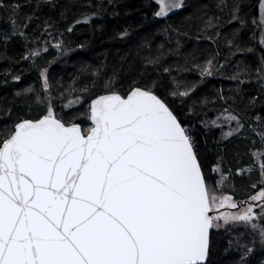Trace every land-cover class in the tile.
<instances>
[{
    "label": "snow or ice",
    "instance_id": "obj_1",
    "mask_svg": "<svg viewBox=\"0 0 264 264\" xmlns=\"http://www.w3.org/2000/svg\"><path fill=\"white\" fill-rule=\"evenodd\" d=\"M155 2V15L167 17L185 0ZM257 3L259 18L249 21L246 0H234L229 22L242 28L251 23L253 39L258 35L264 49V0ZM24 7L19 0H0L5 47L16 38L30 42L33 15L24 14ZM211 27L209 20L205 31ZM238 36L233 34L229 47L252 52L234 44ZM55 47L64 51L60 42ZM39 55V49H29L23 59ZM260 61L255 71L264 86V51ZM195 67L201 77L216 70L212 60ZM232 78L239 80L240 73ZM40 79L39 88L16 93L28 98L30 113L0 126V264H213V234L221 232L228 237L225 253H239L236 264H253L257 253L256 264H264V150L254 154L259 190L237 201L222 194L229 176L220 172L214 180L206 174L200 144L159 91L162 85L133 82L124 88L109 80L98 90L95 81L78 88L74 80L56 97L47 68ZM176 88L173 97L194 90L179 91L178 83ZM225 112L226 136L239 134L245 122ZM256 120L259 129L251 130L264 144V117Z\"/></svg>",
    "mask_w": 264,
    "mask_h": 264
},
{
    "label": "trees",
    "instance_id": "obj_2",
    "mask_svg": "<svg viewBox=\"0 0 264 264\" xmlns=\"http://www.w3.org/2000/svg\"><path fill=\"white\" fill-rule=\"evenodd\" d=\"M4 2L13 3L15 0ZM19 2L25 5L24 14L33 15V23L27 29L30 42L16 38L6 47L0 44V126L14 123L30 113L28 98L16 93H22L28 86L39 88L43 68L48 69L52 95L56 97L74 80L78 88L85 84L90 86L95 81L98 90L109 80L124 88L133 82L140 85L156 82L162 85L159 91L168 95L180 119L192 128L200 144L206 174L218 180L219 174L212 170L216 163H220L221 172L230 177L232 184L226 195L238 200L255 192L251 185H259L261 176L258 165L253 166L259 159L254 154L264 150V144L251 129L256 127L258 130L256 117H264V86L255 71L261 66L260 54L264 50L258 44V35L253 39L256 29L251 23L242 28L239 23L229 22L234 0H185L178 12L166 18L155 15L158 11L155 0ZM246 2L249 21L253 16L259 18L257 0ZM209 20L213 27L205 31ZM69 28L72 30L68 31ZM5 30L7 25L0 19V31ZM217 31L220 32L218 38ZM235 32H239V36L234 44L251 48L252 52H236L234 47H229L228 41L233 40ZM58 42L62 43L63 52L55 47ZM29 49H39V57L23 59ZM208 56L220 58L218 64L215 61L213 75L204 79L199 77L203 84L188 97H173L171 93L177 91L176 83L180 87L185 76L192 78L195 74L188 75L192 67L187 65V60ZM158 57L157 64L148 63ZM166 68L169 72H165ZM237 73H240L239 80L232 78ZM17 76L20 77L18 81ZM252 97L261 99L253 106L250 104ZM67 99L69 97L65 94ZM225 109L240 116L246 127L235 137L220 141V130H213L210 125L211 120ZM240 170L241 174L237 175ZM237 231L243 232L244 229ZM213 238L217 243L213 264H236L239 253L224 251L227 235L214 233ZM260 258L261 254L257 253L253 264Z\"/></svg>",
    "mask_w": 264,
    "mask_h": 264
},
{
    "label": "rangeland",
    "instance_id": "obj_3",
    "mask_svg": "<svg viewBox=\"0 0 264 264\" xmlns=\"http://www.w3.org/2000/svg\"><path fill=\"white\" fill-rule=\"evenodd\" d=\"M181 8H179V9H175V10H173L168 16H170V15H172L173 13H176V12H178L179 10H180ZM159 10V9H158ZM167 16V17H168ZM158 18H166V17H158ZM261 47V46H260ZM264 50V49H263ZM208 60H212V62H213V65L215 64V61H216V64H218V62H219V60H220V58H212V56H208V57H206V58H196V59H190V60H187V62H188V64L187 65H189L190 64V66L192 67V69H190L189 70V72H187L188 73V75H192L194 72H195V74H193L192 76V78H190V77H186L185 76V80L183 81V83L181 84V86L179 87V89H180V91H184L185 89H187V88H192V89H194L195 90V88L197 87V86H200V85H202L203 84V80L202 79H199V77H201V75H200V71H199V69H197L196 67H195V65H197V64H199L201 67H204V66H206V63H207V61ZM180 74H182V73H180ZM182 75H184V74H182ZM204 77L205 76H203V77H201V78H203L204 79ZM40 85H41V79H40ZM40 85H39V87H40ZM115 86H116V84H115ZM76 87V86H75ZM193 90V91H194ZM192 92V91H191ZM190 92V93H191ZM231 113H233V114H236V113H234V112H231ZM229 113L228 112H224V113H222L221 115H219V116H217V117H215L214 119H212L211 120V123H212V121H217V124H213L212 123V125H210L211 126V129H213V130H216V131H219L220 130V133H219V140L220 141H227V140H229V139H231V138H233V137H235L237 134H235V135H233V136H226V133L229 131V125L227 124V123H225V117L228 115ZM237 115V114H236ZM218 125H222V126H218ZM233 128H235V122H232V125H231ZM214 168H219V171H217V172H215V174H219V178H220V172H221V169H220V163H216L215 164V166H214ZM236 174L237 175H239V174H241V170L240 171H238V172H236ZM225 176H228V175H225ZM218 178V179H219ZM260 184L259 185H257V188L255 189V192L253 193V194H255L258 190H259V188H260V186H261V181L259 182ZM229 189H232V184H231V181L230 180H228L227 182H225V184H224V186H223V189H222V194L223 195H226V191L227 190H229ZM224 191V192H223ZM252 194V195H253ZM251 196V195H250ZM249 196V197H250ZM249 197H246L245 199H238L237 201H242V200H248V198ZM223 210H229V209H223Z\"/></svg>",
    "mask_w": 264,
    "mask_h": 264
}]
</instances>
